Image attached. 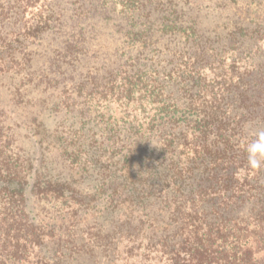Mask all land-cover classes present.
Here are the masks:
<instances>
[{"label": "trees", "instance_id": "trees-1", "mask_svg": "<svg viewBox=\"0 0 264 264\" xmlns=\"http://www.w3.org/2000/svg\"><path fill=\"white\" fill-rule=\"evenodd\" d=\"M96 1L98 11L111 7L109 16L104 12L109 21H115L119 4L124 7L125 25L121 23L119 30L127 46L119 57L127 59L115 68L107 67L103 75L88 73L80 89L91 95L101 88L103 97L107 93L118 100H131L138 93V99L144 96L152 105L147 122L133 126L136 133L126 147L107 149L102 138L118 136L121 119L110 115L104 128V112L82 109L83 124L88 118L93 124L80 137L94 131L100 136L96 144L101 145L85 153L82 171H92L97 182L88 194L80 188V198L74 180L48 178L37 164L41 156L34 159L20 153L14 136L4 144L0 135V264H19L29 247H38L39 256L48 255L42 250L44 234L29 211L34 193H52L66 201L75 198L86 208L101 202L124 211L120 233L114 230L109 237L118 241L114 250L127 237L133 242L128 249L130 258L136 256L131 264H264V146L259 144L261 134L252 133L243 121L248 110L244 103L253 96L238 66L248 56L254 59L249 39L264 36V25L255 19H249L250 26L245 24L240 9L234 7L239 0H214L213 7H205L221 13L212 31L200 12L202 0H186L187 5L197 6L189 10L180 0H157V10L147 7L155 0ZM146 11L150 15L158 11L159 17L154 22L142 20ZM4 18L0 14V21ZM47 21L20 26L19 31L10 28L6 33L10 38L4 40L13 41L16 35L18 43L3 48L9 55L21 47L24 53L30 35L40 38L49 29ZM83 30L81 24L80 40L88 41ZM158 32L170 34V40L182 45L167 59L171 68L159 67L156 53L163 51L156 47ZM223 40L227 41L221 46ZM78 47L68 44V61ZM232 49L238 55L228 63L226 54ZM38 133L30 132L28 137L32 140ZM47 133L35 141L49 146ZM138 215L141 218L134 221Z\"/></svg>", "mask_w": 264, "mask_h": 264}, {"label": "rangeland", "instance_id": "rangeland-1", "mask_svg": "<svg viewBox=\"0 0 264 264\" xmlns=\"http://www.w3.org/2000/svg\"><path fill=\"white\" fill-rule=\"evenodd\" d=\"M156 1L147 7L150 10H157ZM180 1L186 10H189L191 5L197 7L194 3L187 5L186 0ZM248 1L239 0L234 4L235 8L240 9L243 22L250 26L249 19H255L264 25V4ZM200 2L203 6V11L200 12L204 13L202 15L205 18V27L208 26L207 28L212 31L216 27L215 22H220L218 19L221 15L220 10L211 8L217 1L212 0L211 4H207L205 0ZM210 5L211 7L206 10L205 7ZM97 7L96 0H17V2L0 0V14L3 13L5 16L0 21V54L6 56L5 59L0 58L1 141L6 144L8 140L11 141V136H14L19 146L15 149L20 153L32 155L34 159L41 156V162L36 163L41 164L40 168L48 173V178H54L53 180L59 182L74 180L79 198L80 188L88 194L94 190L97 182L92 171L86 174L82 171L84 167L82 164L87 157L85 153L87 149L93 152L101 145L96 144L100 136L95 135L94 131H90L89 136L80 137V132H88L87 128L93 124L89 121L90 118L83 124L82 109L89 108L88 111L94 114L97 110L104 112L105 121L102 122L104 128L107 127L110 115L121 119L119 135L113 139L106 136L102 138L106 139L103 148L121 149L128 145L132 132L136 133L133 126L147 122L152 108L146 97L138 99V93L131 100L125 97L118 100L117 95L106 93L103 97L101 88L91 95L87 94V90L80 89V82L86 81L91 72L103 75L107 67L115 68L127 59L124 56L119 57L122 47L127 46L124 33L119 30L121 23L125 25L126 19L124 20L122 11L124 7L118 5L115 21L113 18L110 21L105 18V10L108 16L111 14L110 6L105 7L104 12L98 11L100 8ZM147 11L148 16L145 15L142 20L145 18H150L152 22L157 20L158 11L152 12L151 15ZM238 17L237 15L236 18ZM46 19L50 25L49 29L40 38L29 34L24 53L21 47L9 55L3 48L4 45L18 43H15L16 35L12 36L13 41L4 40L10 28L19 31L20 26L30 28L32 24L36 25ZM80 20L84 26L82 32H85L88 41L80 40L81 24L79 27L77 25ZM8 22L11 23L9 26ZM156 40V47L163 51L156 53L158 59H161L159 67L171 68L167 59L171 58L173 50L182 45L178 41L170 40V34L164 35L162 32L157 33ZM249 40L254 46L251 54L254 59L248 56L245 61L238 63L240 74L243 73L248 81L246 85L249 88L248 94L253 96L244 103L248 110L243 121L250 127L252 133L261 134L262 141L259 144L264 146V36ZM226 41L223 40L221 46ZM71 42L79 47L68 61L66 53ZM164 44H167L165 48ZM80 45L84 46V51H80ZM136 51L138 49L134 52ZM235 55H238L236 49L229 51L226 54L227 62L230 63L232 56ZM159 60L155 59L154 63H158ZM246 68L248 69L245 70ZM81 128L84 130L80 131ZM30 132H39L37 138H43L44 132H48L46 135L49 146H46V143L42 146L40 142H36V137L30 140L28 137ZM106 155L109 156L110 153L106 152ZM67 199L68 201L52 193H34L30 196L29 211L34 222L39 225V230L44 234L45 243L42 250L48 255L44 256L45 258L39 256L38 247H29L27 255L18 259L19 264H55L57 261L61 264L134 262L136 256L130 258L131 251H128L133 242L127 237L123 239L119 248L114 250L118 241L114 236L109 237L110 234L114 235V230L120 233L118 225L123 223L120 219L124 211L105 207L101 202L95 207L86 208L75 198ZM141 216L134 217L136 218L134 221H138ZM121 228L125 230L127 226Z\"/></svg>", "mask_w": 264, "mask_h": 264}, {"label": "clouds", "instance_id": "clouds-1", "mask_svg": "<svg viewBox=\"0 0 264 264\" xmlns=\"http://www.w3.org/2000/svg\"><path fill=\"white\" fill-rule=\"evenodd\" d=\"M258 147V146H257Z\"/></svg>", "mask_w": 264, "mask_h": 264}]
</instances>
